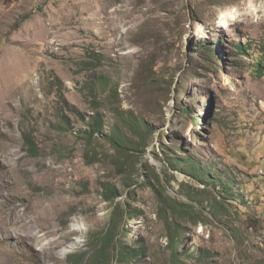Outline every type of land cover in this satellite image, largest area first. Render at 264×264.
Masks as SVG:
<instances>
[{"label": "rangeland", "instance_id": "374dc122", "mask_svg": "<svg viewBox=\"0 0 264 264\" xmlns=\"http://www.w3.org/2000/svg\"><path fill=\"white\" fill-rule=\"evenodd\" d=\"M260 60L264 0H0V264H69L71 254L91 264L93 237L117 204V241L141 248L125 264H264ZM100 76L113 88L93 95ZM98 111L106 133L120 112L148 126L134 183L104 138L94 148L108 156L86 162L87 123ZM24 133L35 134L37 154ZM188 157L229 181L231 196L168 164L182 168ZM156 171L177 213L161 216ZM104 182L121 195L115 206ZM186 209L203 220L182 217Z\"/></svg>", "mask_w": 264, "mask_h": 264}, {"label": "trees", "instance_id": "16d2710c", "mask_svg": "<svg viewBox=\"0 0 264 264\" xmlns=\"http://www.w3.org/2000/svg\"><path fill=\"white\" fill-rule=\"evenodd\" d=\"M214 46L215 50H217V44H214ZM203 50L207 56L213 57V51L211 48H204ZM235 50L238 54L243 53L245 52V46L243 44H240L235 48ZM99 57L100 56H98V58ZM214 57L218 59V61H221V57L218 55V53H216ZM257 66L259 67L261 75H264V60H260L259 63H257ZM110 82V78L106 76H100L95 86L89 87L88 90L93 95L100 94L99 92H101V90L103 89L106 90L113 88L112 85H110ZM97 100L98 97H94V102H97ZM84 122H86V119H84ZM87 124L88 131L86 132V140L88 146L85 155L86 162L88 164H95L97 162H101L103 159H105L106 156H108V153L106 151H98L94 148V141L96 140V138H104L105 141L112 148H114L119 155L116 161H114L117 170L120 173L126 174L125 178H127V180H131V182L134 183V180L131 176V172L134 169L133 158L134 155L147 151L148 145L146 144V136L150 134L148 126L143 125L140 120H136L131 116H123L120 112V115H118V121L112 127H110V133H106V127L108 126L106 123V118L104 114L99 111L96 113V115L90 118ZM68 126L69 123L65 121L64 127L66 130L69 129ZM134 135L138 137V140L133 138ZM24 137L25 146L30 154H37V152L39 151V146L37 144L35 134L24 133ZM140 159L141 158L137 160L140 161ZM184 160L185 165L182 168L181 164H176L172 160H169L168 164L172 165L174 168H178L177 170H186V175L198 181L201 180L204 185L212 184L221 194L231 196L232 193L228 190H231L232 188L226 190L227 184L232 185L229 181H224L221 177H219V182H216L214 178H211L206 174V171L203 168L202 164L193 160L191 157H188ZM159 185L164 186L161 175H159L156 171L155 177H153L152 180L151 187L155 191L156 196L160 201L161 216L163 217L168 213L174 214L175 212L177 213V211H180V209H178V205H176L173 201L171 204H169V208L166 206L168 203L166 201H163V196L165 194L158 188ZM101 188L103 189L102 196L105 201L109 203L110 206H115L117 204V200L121 196L118 193L117 188L112 187V185L107 184L106 182L101 183ZM226 200L228 199L226 198ZM211 202L213 204L214 202H219L223 207V214H229V211L225 208V205L221 202V200L218 199V197L215 196ZM115 210L116 212L110 222L108 229L93 237V242L97 241L98 243L89 259L91 261V264H113L114 260H117L118 264H125L137 258L138 254L140 253V247H128L126 243L117 241L118 226L122 222L123 218L121 205L117 204ZM218 212L220 213V210L218 208L214 209L215 214H217ZM180 215L182 217L189 216L192 222H197L196 218H202L203 220V217L201 216H204L202 212H199L197 214L192 213V209H186L185 211H182ZM166 221L170 223V218H166ZM202 222L206 223L205 221ZM174 224L178 225L180 223L176 222ZM180 244L181 243L179 242L178 245ZM176 253H178V251H176ZM85 257L86 255L71 254L68 256V261L69 264H80L85 260ZM208 257L209 254L205 252L203 254V260L207 259Z\"/></svg>", "mask_w": 264, "mask_h": 264}, {"label": "bare ground", "instance_id": "6f19581e", "mask_svg": "<svg viewBox=\"0 0 264 264\" xmlns=\"http://www.w3.org/2000/svg\"><path fill=\"white\" fill-rule=\"evenodd\" d=\"M5 231H6L8 237H11V239H15V238L10 234L8 228H7V229L5 228ZM16 240H17V239H16Z\"/></svg>", "mask_w": 264, "mask_h": 264}]
</instances>
